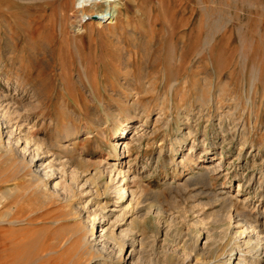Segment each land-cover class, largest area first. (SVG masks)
<instances>
[{
    "label": "rangeland",
    "instance_id": "374dc122",
    "mask_svg": "<svg viewBox=\"0 0 264 264\" xmlns=\"http://www.w3.org/2000/svg\"><path fill=\"white\" fill-rule=\"evenodd\" d=\"M2 1L0 92L14 97L13 101L25 103L44 102L46 94H52L51 108L47 109L43 104L33 111L35 115L28 126H20V122L14 120L3 130L6 143L12 144L11 153L0 154V244L9 246L6 255L14 254L16 244L22 243L25 244L24 248L28 246L23 250L22 259L33 264L34 260L30 259L34 257V249L30 248L35 242L60 227L63 228L61 232L70 231L79 220L91 226L93 217H99L95 225L97 237L102 227H112L118 234L122 228H126L124 224L136 214L128 210L129 214L123 221V218L118 219L116 225L112 222L114 214L118 216L123 212L129 192L122 195L121 178L112 176L107 162L116 161L113 154L117 149L116 137L121 134L125 124H131L134 128L130 127L126 132L129 133L126 139L128 148H119L120 163L129 170L131 177L136 174L143 185L140 189L134 187L137 192L135 197L146 201L145 204H162L164 218H153L146 226L139 223L132 231L135 233L126 238L122 260L115 264H228L231 250L227 248H223L218 256L214 252L205 261L197 259L196 246L207 251V244H224L230 236H226L225 225L221 227L215 224L217 216H212L214 208H208L204 214L188 211L195 200L179 183L190 176L187 174L189 171L183 168L184 163L175 164L192 144L196 145L192 151L194 153L196 149L197 152L205 149L208 161L215 160L227 175L220 177L215 190L221 191L219 188L224 187L222 195L228 191L241 201L246 200L249 206L246 211L248 220L256 219L264 226V181L262 186L259 183L261 170L264 171V0H138V4L126 11V14H130L128 23L125 20L127 16H124L114 30L108 31L92 24L90 19L77 24L71 15V0ZM67 2L70 7L67 8L66 21L60 8L65 7ZM160 4L165 7L162 15L158 13ZM53 9H57L55 16L42 21V14L50 15ZM145 11L150 12L149 17ZM139 12L146 22L149 18L153 19L152 23L158 27L157 35L163 36L167 31L170 33L171 23L176 29L181 28L182 34L191 26L193 33L187 47L180 43L182 34L174 38L167 35L165 44L156 48L160 49V55L154 53L146 60L138 59L141 63L134 66L131 75H127L125 61L114 59L118 56L112 54H116L113 49L120 46L130 48L127 55L137 50L132 43L123 45L131 41H122L119 45L117 39L124 38L128 24L141 23ZM49 24L53 26L52 29L46 28ZM54 27L57 35L53 34ZM160 36L157 44L162 42ZM40 37H48L46 39L53 42L57 38L59 44L54 57H50V54L38 58L34 56L35 50L45 48L41 45L46 39ZM210 39L215 41L205 45ZM22 53L25 59L21 65H27L28 69L21 67V70L20 63H17ZM180 56L184 59L181 62ZM143 61L144 65L149 66L151 74L142 73L140 67ZM28 70H32L35 78L31 72L27 78L28 74L25 73ZM17 72L24 73L20 80L17 79ZM174 81L179 85L175 92H170ZM158 82L157 88L155 85ZM16 83L21 88L16 89ZM34 83L38 87V90L35 88V97L31 88L35 87ZM63 84L69 99L67 105L62 104L60 97ZM201 95H204L205 101L215 95L218 101L215 99L211 106L202 104ZM67 127L72 129L67 131ZM26 129H33L31 134L36 141L31 140L27 144ZM10 131H13V135L8 141ZM186 131H192L190 138L181 141L175 153H171L172 142L177 137L183 138ZM34 142L42 143L41 147ZM49 143L55 147L49 148ZM33 149L39 151V156L31 165ZM71 150L74 151L70 155ZM161 150V159L157 162ZM54 154L59 156L56 158ZM70 157H74V165L69 163L71 166H64ZM50 161L52 167L49 168ZM74 167L80 169L81 177L72 174ZM51 170L54 175L45 178V185L41 182L40 174ZM102 170L103 176L94 182L90 180L92 175ZM73 178L76 179L75 183ZM56 182L58 186H55ZM71 183L75 185L74 197L69 193ZM199 190L201 187L194 190L195 194ZM207 197L201 195L197 201H205ZM252 202L256 205L253 213ZM242 206L243 203L237 204L238 208ZM12 217L30 221L13 224ZM56 218L67 222L63 226L56 225L52 223ZM199 233H202V239L197 242ZM141 235L147 240L143 249L136 245ZM131 237L136 241H132ZM240 243L242 245V241ZM132 246L136 248V253ZM241 248L245 257L243 264H251L253 254L247 253L244 245ZM10 260L8 264H14L16 259Z\"/></svg>",
    "mask_w": 264,
    "mask_h": 264
},
{
    "label": "bare ground",
    "instance_id": "6f19581e",
    "mask_svg": "<svg viewBox=\"0 0 264 264\" xmlns=\"http://www.w3.org/2000/svg\"><path fill=\"white\" fill-rule=\"evenodd\" d=\"M2 2L3 1L0 0V8H1ZM69 2H67L65 7L60 8L61 14L65 15L66 21L68 19L67 8L70 7ZM71 2H72V14L71 15H73L74 21L77 22V24H82L87 19H90L92 21V24L100 26L102 29H104V31L105 30L108 31L110 29L114 30L116 28L115 27L116 24L118 22H120L119 20L122 19L124 16H127V19H125V20L128 23V18H129L130 14H126V11H129L131 8H133L134 4H138V0H71ZM9 9H10V7H9ZM57 9H53L52 14H50V15L43 13L42 14V21L45 20L46 17L51 18L50 16H55V14L57 13ZM45 12H47V10H45ZM140 12H142V11H140ZM149 13H150L149 11H145V15L147 17H149ZM158 13H159V15H162L165 13L164 5H161V4L159 5ZM136 15L137 14H135V16ZM137 17H138V15H137ZM156 20H157V18H156ZM50 21H52V20H50ZM139 22H141V23L138 24V22H137L133 26L131 24H128V30L127 29H126V31L123 30L125 32L124 38L120 39V40L117 39V43L119 45H121L122 41H131V42H127V43L125 42L123 45H125V44L127 45L128 43H132L133 47L137 48V50H135V52L133 54L127 55L126 53H128V50L130 49V48L128 49L127 46H123V47L120 46V48L113 49L116 52V54H114V52H113L112 55L118 56V58L115 57L114 59H120L121 61H125L126 67H127V69H126L127 75H131V73L134 72V70H133L134 66L139 65L141 63L142 59L149 58L154 53L160 55V53H161L160 49L158 50L156 48H157V46H161V45L165 44V39H166L167 35H171V37L174 38L177 36L178 37L181 36V34L183 33L181 28L176 29L175 28L176 26L173 23H171L170 24V27H171L170 33H167L168 32L167 31L164 33L163 36L157 35L158 27H156L152 23L153 19L149 18L146 22L142 13L139 14ZM18 23H19V21H18ZM157 25H159V24H157ZM52 27L53 26L51 24L46 26V28H48V29H52ZM124 27H126V26H124ZM55 29L56 28L54 27L53 28V34L57 35V30H55ZM62 29H64L63 26H62ZM191 33H193V28L191 26H188L187 31L184 34H182L183 36L181 38H179V39H181L180 43L183 44L185 47H187L188 44L191 42V38H190ZM159 36L161 37L162 42L157 44V39L159 38ZM40 38L46 39L48 37H46V38L40 37ZM155 41H156V44H155ZM214 41L215 40H212V39L207 40L205 42V45L213 43ZM58 44H59V41H57V38H55L54 42L52 40L50 41V39H46L45 43H42V45H41L42 48H44V47L45 48L43 50H40L41 52L39 50L38 51L35 50L36 52L34 51L33 54H34V56H36V58L40 57L41 55L45 56L46 54H50L49 55L50 57H54L56 46ZM15 46H16V44H15ZM183 52H184V50L182 51L181 55L183 54ZM124 53L126 55H124ZM24 59H25V54L22 53L17 58L18 61L17 60L16 61L18 64L20 63V65H21L23 63ZM138 59H141L140 62ZM157 59L158 58L156 57L155 60H157ZM209 59H211V58H209ZM209 59H207V61H210ZM182 60H184V59L180 56L179 61L181 62ZM159 62H160V60H159ZM18 64H17V68H18ZM26 66L21 65V66H19V68L24 67L25 69H28ZM29 67L31 68V66H29ZM140 68H142L143 74H145V75L151 74L149 66L144 65V61H143L142 67H140ZM21 70H22V68H21ZM21 70L19 69L18 71H21ZM29 72H31V76L34 77L32 70H30V71L28 70V72L25 73V74H28L27 78H29ZM38 73H36V74L38 75ZM152 73L155 74V71L153 70ZM23 74H24L23 72H17V75H18L17 79L20 80V77ZM156 76H158V75H156ZM19 80H16V82ZM172 83H171V87H170L169 91L175 92L179 83L177 81H174ZM158 84H159V82L157 83V85L154 84L155 87L157 86V88H158L159 87ZM33 85L35 87H31V88L34 91L33 92L34 94L33 93L32 94L35 97V93L37 92V91L35 92V88H36V90H38V87H37V84H35V83ZM44 85H45V82H44ZM19 86L20 85L18 83H16V89ZM20 88H21V86H20ZM61 91L62 92H61L60 97L62 99V104L67 105L69 103V99L66 96L67 90H66V87L64 86V84H63V87L61 88ZM202 96H204V95H201V97ZM35 99H37V98H35ZM43 99H45L44 102H42V100H37V103L34 101H30V102L25 103L24 101L23 102L22 101L20 102L18 100L13 101V100H15L14 97L8 96V94L6 95V94L0 92V154H7L12 150V147H11L12 144L9 145L8 142L6 143V141L4 139V133L5 132L3 130L7 129L15 121L20 122V126H23V125L28 126L29 123L33 120V117L35 115L34 114L35 112H33V111H36L37 109H39L43 104H44V106H46L47 109H50L51 108L50 103L52 101V94L51 93L46 94V97H44ZM215 99L217 100V98H215V95H213V96H210V98L207 99L206 101H205V98L202 97V98H200V101H202V104L207 103V105L211 106V104L214 105V102H216ZM22 100H23V98H22ZM162 104H163V102L161 103V105ZM144 110H146V109H144ZM127 125L128 124H125V126L122 128L123 131L121 132V134L116 137L117 141L115 144H116L117 149H115L114 153H113L114 156L116 157V159H115L116 161H112V162L110 161L109 163L107 162V164H109L108 166H110L109 171L112 174V176L113 177L116 176V177L121 178V182L123 183L121 185V188H120L123 191L122 195H125L129 192L128 201L126 202V205L124 206L123 212L118 216H116L114 214L112 222L115 224L116 221L118 219H121V218H123V219H121L123 221L124 217H126V215L129 214L128 210H129V212L131 211L134 214H136L135 215L136 217H132V219H130L129 222L124 224V225H126V228H122L120 230L119 234L115 231V229H112V227H111V229L102 227V229L100 231V235L98 237L95 236L98 233V230L95 229L96 228L95 225H96L99 217H95V218L93 217V219L91 221L92 222L91 226L87 225L85 221L83 222L82 220H79V221H77L78 222L77 225H75L70 231L61 232V229H63V228L60 227L58 230L57 229L54 230V232H49L46 235H43L41 240L35 242L33 248H30V249H34V257H32L33 259H30V260H34L33 264H115L118 261L122 260L123 253H124L126 245H127L126 238L130 237L133 233H135L132 231L136 228V226L139 223L140 224L142 223L143 226H146V224L148 222H150V220L153 218L154 219L156 217H162V219L164 218L163 217L164 210H163L162 204L157 203V202L156 203H154V202L149 203L148 202L149 204L148 203L145 204L146 201H140L141 199L139 200L135 197L137 194L136 189L142 188L141 187L142 184L140 183L141 181H138L139 177H137L136 174L132 175V177H131L129 175V173H130L129 170L126 169L125 166H122L120 163L121 157H118L119 152H120L119 148H120V150L122 147L128 148L129 144L126 143V139L129 135V133L126 134V132L129 130L130 127L134 128V126H131V124H129V126H127ZM71 129H72L71 127H67V131H69ZM32 130L33 129L27 130L26 132H24L25 133V140H26L27 144H30L31 140L32 141L37 140V139H34L33 134H31ZM191 132L192 131H188V132L186 131L182 135L183 138L177 137V140L173 141L171 146H170V149H169L170 152L175 153L177 145H179L181 143V141L184 142L185 139L190 138L189 136H191ZM12 135H13V131L8 132V134H7L8 141L11 139ZM50 142H51V139H50ZM34 143L37 144L38 142H34ZM41 144L42 143L37 144L39 146V148L41 147ZM33 145H35V144H33ZM51 146L53 148L55 147V146H53V144L49 143L48 147L51 148ZM195 146H196L195 144H192L191 147H188L187 151L184 152L183 155L181 156V160L179 162H176V164H175V165H178V163H184V164H182L183 168H186L189 171L187 174H189L190 176L187 177L185 175L186 177H184V179L185 178L186 179L185 180L183 179L182 183H179L180 186H183V189L189 193L188 194L189 197L191 199L195 200V201H192L188 211L190 210L192 213H195V212L201 213L202 212L201 214H204L208 208H210V209L212 208V210L214 208L215 209V210H213L214 215H212V213H210V214L212 216H217L216 217L217 219L214 218L216 220L215 224L217 226H221V227H223V225H225L226 226L225 233L227 234L226 236H230V238L227 239L225 243H224L225 239L222 241L224 244H219V243H215V242H214V244H207V248H208V249L206 248L207 251L206 250L204 251L203 249H200L199 247L197 248V246H196L195 254L197 256V259H201V260L205 261L207 257L209 258V256H211V255L213 256L214 252H215V255L218 256L223 248H227L228 250H231V254L229 255V260L227 263L233 264L235 262L236 264H243L245 257L243 258L244 249L241 247H242V245H244L247 248V253L250 252L253 254L251 256V258H252L251 264H264V226H263V223H259L258 220H256V219L255 220L253 219L251 221L248 220V217L246 216V211L248 210L249 206L246 205V202H247L246 200L241 201V199H239L236 195L233 196L228 191L226 192L225 195H222V192H225L224 187L219 188V189H221V191L215 190V187L217 186V182L220 179V177L222 175H225L227 177V175L224 174V170H221V165L219 163H215V160L208 161L209 157L206 155L207 153H205L206 152L205 149L203 151H200V152H197L198 150L196 149L195 153L192 152L195 149ZM242 149L243 148H241V151H242ZM48 150H50V149H48ZM162 150H163V148H162ZM162 150L160 151V158L157 159V162H159L161 159ZM73 151L74 150L70 151V155L72 154ZM38 152L35 149H33L32 153H34V155H33V158L30 159V164L33 163L36 160V158L39 156ZM55 154H57V153H55ZM55 154H54V156H55ZM58 156L56 155L55 157L57 158ZM73 158L70 157L67 161L68 163H65L64 166H69V165L71 166V164L73 163ZM221 158H222V155H221ZM221 158L219 159V162H220ZM24 159L26 160V158H24ZM173 159H174V157L171 158V160H173ZM51 160L53 161V159H51ZM69 163H71V164H69ZM101 163H103V160L101 161ZM31 165H33V164H31ZM72 165H74V164H72ZM50 167H52L51 161H50L49 168ZM63 169H65V168H63ZM76 169H77L76 167H74V169H72L73 170L72 172H74L72 174H74L76 177L79 178L82 176V173L80 176V172H79L80 169L79 170H76ZM182 172L183 171H181V173ZM36 174H37V172H36ZM103 174H104V170H102L100 173H95L94 175H92V177H90L91 178L90 180L93 182L95 180L97 181L98 178L103 176ZM227 174H230V172H227ZM53 175H54L53 170L45 171L43 173V175L40 174L41 182L44 183L46 181L45 178H51ZM261 175L262 176L260 178L261 180L259 183L262 186V183L264 181V171L263 170H261ZM73 179H72V181H73ZM128 179L130 180V182L127 183ZM74 180H75L74 181V183H75L76 179H74ZM88 180H87V182H88ZM251 181H252V179L249 180V182H251ZM68 183H69V181H68ZM45 185H47V184H45ZM227 185L228 184H226V186ZM55 186H58L57 182L55 183ZM74 186L72 183L69 184V189L71 190V192H69V193H72V197L75 196V191H76V190L74 191ZM134 187H136V189H134ZM200 187H201V191L199 190L200 192L195 194L194 190L196 188H200ZM227 187H229V186H227ZM129 188L131 190L127 191V189H129ZM209 188H210V191L208 190ZM240 189H241V184H239V190ZM96 191L97 192L99 191L98 188H96ZM59 195H61V194H59ZM201 195L208 196L207 200L197 201L198 197ZM56 196H57V194H56ZM70 196H71V194H70ZM72 197H71V199H72ZM67 198L69 199L70 197H67ZM67 198H66V200H67ZM118 201L119 200H117L116 202H118ZM242 203L244 204V206H242V208H238L237 204L241 205ZM118 207H120V204L118 205ZM255 209H256V205H254L252 202L251 212L252 211L254 212ZM77 210L78 209H76V211ZM8 212H10V211H8ZM77 212H79V211H77ZM17 216H19V215H17ZM21 218H22V216H21ZM29 218H31V217H29ZM33 219L35 220V218H33ZM34 220H31V221H34ZM43 220L44 219H42V221ZM165 220H166L165 222L168 223L167 218H165ZM26 221H30V220H28L27 218L20 220V217H17L15 219L13 218L12 223L13 224L22 223V222L24 223ZM195 221H198V220H195ZM232 221H234V222H232ZM65 222H67V220L60 219V218H56V219L52 220V223H55L56 225H59V226H63L65 224ZM113 223H112V225H113ZM194 223H196V225H197V222H194ZM115 225H113V226H115ZM119 229H120V227H119ZM198 231H199V229H198ZM225 233H223V234H225ZM249 233H253V235H249ZM219 236H221V235H219ZM1 237H2V235H1ZM166 237H168V236H166ZM170 238H171V236H170ZM196 238H197L196 241L199 242L202 239V233H199ZM131 239H132V241H136V239L134 237H131ZM138 240L139 241H138V243H136V245L138 244V247L140 246V248L143 249L142 247L145 246V243L147 242L146 238L144 236H142ZM167 240H169V239H167ZM240 241H242V245H241ZM11 242L15 243V240H12ZM206 242H208V241H206ZM218 242H220V241H218ZM19 244H21V247H19ZM19 244L17 243L16 247L14 249L16 254L15 253L13 254L12 252H11L12 255L10 253H9V255L7 254L8 256L11 255L10 257H7V255H6V251L8 250L9 246L0 244V264H8V262L10 263V261H12L10 259H13V260L16 259L14 264H28L27 259H26L27 261L22 259V253L25 251V249L28 246L26 248H24L25 244L24 245H22V243H19ZM134 246H132V247L134 248ZM115 247L118 248L117 251H115ZM135 251H136V248L133 249V252H135ZM143 254L144 253H142V255ZM113 258H114V260H113ZM202 258H205V259H202ZM166 260H168V259H166ZM29 264H32V263L30 262Z\"/></svg>",
    "mask_w": 264,
    "mask_h": 264
}]
</instances>
